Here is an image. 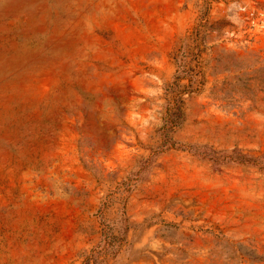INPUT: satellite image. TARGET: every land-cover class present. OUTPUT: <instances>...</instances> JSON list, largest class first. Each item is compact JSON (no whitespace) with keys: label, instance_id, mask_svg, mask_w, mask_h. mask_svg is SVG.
Returning a JSON list of instances; mask_svg holds the SVG:
<instances>
[{"label":"rangeland","instance_id":"obj_1","mask_svg":"<svg viewBox=\"0 0 264 264\" xmlns=\"http://www.w3.org/2000/svg\"><path fill=\"white\" fill-rule=\"evenodd\" d=\"M0 264H264V0H0Z\"/></svg>","mask_w":264,"mask_h":264},{"label":"trees","instance_id":"obj_2","mask_svg":"<svg viewBox=\"0 0 264 264\" xmlns=\"http://www.w3.org/2000/svg\"><path fill=\"white\" fill-rule=\"evenodd\" d=\"M176 110H177V112H179L180 108H177ZM169 129H173L172 123H169V124L167 123L165 125V130L163 131V134L161 135L163 137L162 145H164V146H167L168 143L171 141V138L169 137V132H170ZM240 157L243 158V156H240Z\"/></svg>","mask_w":264,"mask_h":264}]
</instances>
